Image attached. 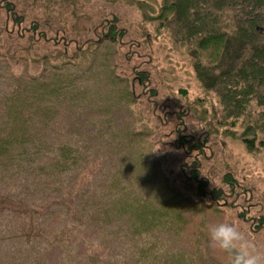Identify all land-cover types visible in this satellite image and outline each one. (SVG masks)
Listing matches in <instances>:
<instances>
[{
  "label": "trees",
  "instance_id": "trees-1",
  "mask_svg": "<svg viewBox=\"0 0 264 264\" xmlns=\"http://www.w3.org/2000/svg\"><path fill=\"white\" fill-rule=\"evenodd\" d=\"M3 39L0 264H231L209 225L239 209L264 232V203L251 218L252 188L217 160L226 141L264 160V0H0ZM177 67L192 96L173 95ZM161 93L175 109L152 124L142 100ZM172 121L182 163L157 152Z\"/></svg>",
  "mask_w": 264,
  "mask_h": 264
},
{
  "label": "rangeland",
  "instance_id": "rangeland-1",
  "mask_svg": "<svg viewBox=\"0 0 264 264\" xmlns=\"http://www.w3.org/2000/svg\"><path fill=\"white\" fill-rule=\"evenodd\" d=\"M103 7H108V6L101 2L96 1L91 5V8L89 10L90 12L96 14L100 12L103 9ZM113 10L115 14L117 13L124 22L133 23V24H137L139 22L140 15L135 9L124 7V6L123 7L117 6ZM48 48L54 49L52 46ZM15 49H16V45L9 43L7 39L0 40V53L9 55ZM122 52H123V49H122ZM165 57L166 55L164 52L163 56L161 57L160 63H162V66L165 69H170L172 66H177V62H182L180 64L185 63V66L187 64L185 59H182L179 57H172L174 60V63L172 62V59L170 62L169 60L170 58L166 59ZM135 63H136L135 60L126 61L122 59V62H121L122 66L120 67L121 74L130 76L131 70L133 66L135 65ZM20 70H21L20 66H15L16 72ZM176 70H177V73H175V75L173 76L178 77L177 79H179V82L173 85V90L175 92L173 95L176 97L178 96L180 98L183 97L182 95H180L179 90H187L186 92L189 96H192V94H195L193 83L190 80H188L189 77L185 75V71L186 70L188 71V68L186 67L184 70L180 69L181 70L180 71L179 68L177 67ZM187 82L191 84L188 86L186 84ZM138 92H140V90H138ZM168 99H170V97L167 93H161V97L154 100L155 102H157L158 104L157 106H153L152 103L142 100V104H141L142 110H144L147 114H149V116L153 119L152 124H156L157 122L155 119L157 117L156 116L157 113L164 115V113H162V110L168 111V109L166 108L167 106L170 111L175 109L173 103L167 102ZM151 110H153V114H151L150 112ZM170 116L171 115H168L167 118L170 119ZM188 124L190 125L188 128H191L194 126L196 127V122L191 121L189 119H188ZM173 125H174V122L172 121L167 124V129H165L164 131L160 130L157 132L159 136L163 137L161 139L162 145L161 147L160 146L158 147L157 152L163 154L169 151L172 154L173 159L175 158L173 160L174 162L176 161V163H182L184 160V157H182V155L177 156L176 154L172 153L174 147L172 145H169L177 136L175 133L170 134L171 132L170 130ZM217 160L220 161L219 167L222 170H225V168H224V165L221 163V160L225 161L224 163H227L229 167L234 170L237 180L242 181L244 185H247L248 187L252 188V192H253L252 200L249 202L247 206L250 208L249 216L251 218L255 217V215L259 212V210L262 209L263 205L261 204L264 203V160H263V157L256 156L254 154H249L246 151L245 147L240 142L226 141L222 144L221 150L217 152ZM170 166L173 167L172 164ZM220 179H221V176L216 174L215 179H213L214 180L213 185H219L218 180ZM176 180L178 183L181 181L180 177L178 178V175L176 176ZM232 212L234 213V211ZM233 213L231 214V221L234 222L237 228L245 234L247 239L251 241L253 245H255V251L264 255V234H263L264 232L261 231L258 234V236L255 237L254 234L252 235V233H250L249 231V228H250L249 225L251 222L247 221L248 223L246 224L239 220L238 218L239 209L238 211H236V213L234 214Z\"/></svg>",
  "mask_w": 264,
  "mask_h": 264
},
{
  "label": "clouds",
  "instance_id": "clouds-1",
  "mask_svg": "<svg viewBox=\"0 0 264 264\" xmlns=\"http://www.w3.org/2000/svg\"><path fill=\"white\" fill-rule=\"evenodd\" d=\"M208 240L213 248L232 254L231 264H264V255L255 251L234 222L221 221L208 226Z\"/></svg>",
  "mask_w": 264,
  "mask_h": 264
}]
</instances>
